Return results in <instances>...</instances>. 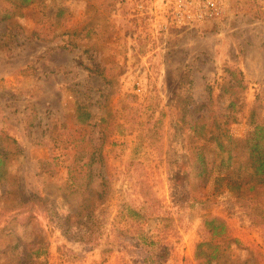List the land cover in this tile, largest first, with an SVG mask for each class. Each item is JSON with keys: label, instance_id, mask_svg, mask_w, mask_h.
I'll use <instances>...</instances> for the list:
<instances>
[{"label": "rangeland", "instance_id": "374dc122", "mask_svg": "<svg viewBox=\"0 0 264 264\" xmlns=\"http://www.w3.org/2000/svg\"><path fill=\"white\" fill-rule=\"evenodd\" d=\"M207 1L0 0V264H264L213 140L264 125V0Z\"/></svg>", "mask_w": 264, "mask_h": 264}, {"label": "trees", "instance_id": "16d2710c", "mask_svg": "<svg viewBox=\"0 0 264 264\" xmlns=\"http://www.w3.org/2000/svg\"><path fill=\"white\" fill-rule=\"evenodd\" d=\"M32 0H20V5L23 3H28ZM0 37V42H1ZM88 114H85L82 117V121L88 117ZM253 123L252 128L247 133L246 136L242 138H229L228 136V144H225L221 135H217L213 138L216 147L220 149H225L227 151V156L222 157L219 162V166L226 165L227 169L231 166V170L227 171L223 177L227 178L226 186L227 188L241 189L248 183H252L248 186L247 190H252L255 184H260L264 182V125L251 121ZM239 150L242 151L246 156V160L243 163L242 160L239 159ZM4 162V152L0 150V168ZM243 163V164H242ZM242 168H246L249 170L248 179L241 178L238 173ZM205 171L204 165L201 164V171ZM236 174V175H235ZM220 181H218L219 183ZM229 186V187H228ZM240 191V190H239ZM215 219H211L207 221V224H213ZM219 226L222 227V224L219 223Z\"/></svg>", "mask_w": 264, "mask_h": 264}, {"label": "built area", "instance_id": "2783aa9c", "mask_svg": "<svg viewBox=\"0 0 264 264\" xmlns=\"http://www.w3.org/2000/svg\"><path fill=\"white\" fill-rule=\"evenodd\" d=\"M207 6L210 8V14L211 15H218L219 14L218 6L214 1L208 0Z\"/></svg>", "mask_w": 264, "mask_h": 264}]
</instances>
